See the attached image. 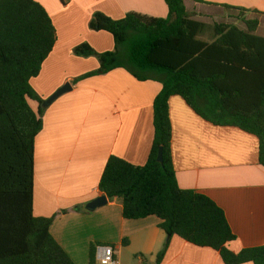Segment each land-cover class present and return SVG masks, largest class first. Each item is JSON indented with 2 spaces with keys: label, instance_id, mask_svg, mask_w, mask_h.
<instances>
[{
  "label": "trees",
  "instance_id": "obj_1",
  "mask_svg": "<svg viewBox=\"0 0 264 264\" xmlns=\"http://www.w3.org/2000/svg\"><path fill=\"white\" fill-rule=\"evenodd\" d=\"M165 2L167 18L132 12L114 20L97 12L90 28L111 34L115 50L98 53L88 44L74 50L78 57L97 58L100 65L75 83L125 69L139 81L163 84L154 101V141L146 165L112 156L99 189L122 202L124 219L154 217L170 236L154 263L136 256L141 264H162L174 236L216 251L223 264H264V246L231 249L236 235L211 198L180 188L169 105L180 96L205 121L254 135L264 167V38L255 35L260 21L248 20L247 10L224 6L239 12L246 30L232 24L208 26L191 19L183 0ZM210 27L213 40H201ZM56 42V28L40 3L0 0V264H76L51 233L55 217L34 216L35 140L45 108L31 81L40 76ZM161 148L163 163L158 161ZM128 243L126 239L124 246ZM95 251L90 264H96Z\"/></svg>",
  "mask_w": 264,
  "mask_h": 264
},
{
  "label": "crops",
  "instance_id": "obj_2",
  "mask_svg": "<svg viewBox=\"0 0 264 264\" xmlns=\"http://www.w3.org/2000/svg\"><path fill=\"white\" fill-rule=\"evenodd\" d=\"M34 1L51 17L57 42L40 76L32 79V87L47 100L64 85H72V91L45 109L43 129L35 140L34 216L55 217L51 233L76 264H90L91 251L98 245L113 247L117 264H141L139 255L154 263L170 239L158 219L128 221L122 202L108 197V204L94 212L86 207L104 196L99 185L112 156L146 165L154 141V101L163 84L154 79L139 81L125 69L75 83L100 65L97 58L78 57L74 50L83 44L98 53L115 50L111 34L90 28L97 12L114 20L132 12L167 18L166 2ZM183 1L191 19L208 26L230 24L239 15L224 6L247 10L248 20L260 21L255 35L264 38V15L258 14H264V0ZM169 105L172 157L180 188L202 193L224 210L237 238L231 244L234 252L264 246V167L259 162L258 138L205 121L180 96H173ZM31 106L38 109L36 103ZM126 239L129 243L124 246ZM162 264L223 262L216 251L174 236Z\"/></svg>",
  "mask_w": 264,
  "mask_h": 264
},
{
  "label": "water",
  "instance_id": "obj_3",
  "mask_svg": "<svg viewBox=\"0 0 264 264\" xmlns=\"http://www.w3.org/2000/svg\"><path fill=\"white\" fill-rule=\"evenodd\" d=\"M70 91H72V85L69 83L64 85L57 92H55L50 98H48L47 100H44L43 108L46 109V108L50 107L57 99H59L61 96L65 95V94L69 93ZM158 161L160 163H163V149L162 148L159 150ZM107 204H108L107 196L104 195V196L94 200L90 204H88L86 207V210L89 212H94L97 209H100V208L106 206ZM168 238H170V236H168Z\"/></svg>",
  "mask_w": 264,
  "mask_h": 264
},
{
  "label": "built area",
  "instance_id": "obj_4",
  "mask_svg": "<svg viewBox=\"0 0 264 264\" xmlns=\"http://www.w3.org/2000/svg\"><path fill=\"white\" fill-rule=\"evenodd\" d=\"M115 249L107 245L96 246L95 260L98 264H117Z\"/></svg>",
  "mask_w": 264,
  "mask_h": 264
},
{
  "label": "rangeland",
  "instance_id": "obj_5",
  "mask_svg": "<svg viewBox=\"0 0 264 264\" xmlns=\"http://www.w3.org/2000/svg\"><path fill=\"white\" fill-rule=\"evenodd\" d=\"M234 16H235V15H234ZM222 23H224V22H222ZM229 23H230V24L237 23L238 26H239L240 28H242V29L245 28V26H244V25L241 23V21L238 19V16L236 17V19H235V17H233V19L229 20ZM211 28H212V27H210L209 31L205 34V37H204L205 41L210 42V41L213 40V39H212L213 31H212ZM124 48H126V47H124ZM133 259H134V258H133Z\"/></svg>",
  "mask_w": 264,
  "mask_h": 264
}]
</instances>
